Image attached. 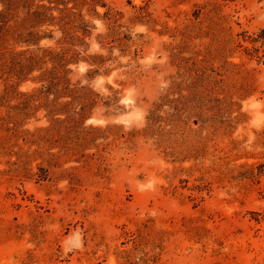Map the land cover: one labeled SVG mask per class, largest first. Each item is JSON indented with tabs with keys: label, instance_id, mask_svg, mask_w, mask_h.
<instances>
[{
	"label": "rangeland",
	"instance_id": "1",
	"mask_svg": "<svg viewBox=\"0 0 264 264\" xmlns=\"http://www.w3.org/2000/svg\"><path fill=\"white\" fill-rule=\"evenodd\" d=\"M67 2L4 44L0 264H264V0Z\"/></svg>",
	"mask_w": 264,
	"mask_h": 264
},
{
	"label": "trees",
	"instance_id": "2",
	"mask_svg": "<svg viewBox=\"0 0 264 264\" xmlns=\"http://www.w3.org/2000/svg\"><path fill=\"white\" fill-rule=\"evenodd\" d=\"M67 1L76 2L77 5L84 4L93 7L101 5L106 7L104 0H89V2L87 0H0V6L2 7L0 10V73H6L21 80L26 75L27 67H29L24 63L33 64L40 61L37 57L21 59L22 54L5 52L4 44H6L10 33L15 36L16 40H20L23 32L29 30L28 28H37L45 23H56L61 27L65 40L69 41L74 38L73 34L78 29L85 30L87 25L83 22L81 15H77L68 8H59L61 5L67 6ZM55 10H59V16L54 15ZM29 36L32 37L34 34L30 31ZM249 39L253 44L262 43L264 45V29H261L256 36L249 37ZM246 51L251 57H257L259 52L257 48L246 49ZM44 54L45 57L52 55L49 51H45ZM57 69L55 67L49 80H47L49 82L48 89H53L56 86L55 82L58 80Z\"/></svg>",
	"mask_w": 264,
	"mask_h": 264
}]
</instances>
